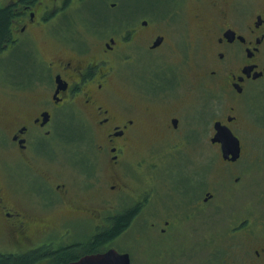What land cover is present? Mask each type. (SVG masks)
<instances>
[{
  "label": "flooded vegetation",
  "instance_id": "obj_1",
  "mask_svg": "<svg viewBox=\"0 0 264 264\" xmlns=\"http://www.w3.org/2000/svg\"><path fill=\"white\" fill-rule=\"evenodd\" d=\"M83 1L0 0L11 11V41L0 50V58L13 56L18 62L23 57L26 66L30 63L21 68L24 76L19 82L8 83V89L14 90L9 93V105L14 114L8 136L0 139V144L4 143L2 147L9 150L15 165L11 177L13 182L9 185L2 178L0 182L1 219L8 223L7 230L13 242H18L20 235L32 241V245L36 244L23 253L40 255L48 251L52 254L75 249L83 244L77 242L64 245L63 234L51 240L48 232L59 231L56 226L60 222L55 227L50 226L48 220L42 217L46 215L43 212L33 214L29 210L16 208H115L107 210L101 224L94 225L92 235L111 229L117 217L130 214L127 227L101 250L84 253L77 256V259L109 249L117 251L115 240L133 228L130 236L134 235L137 240L146 238L157 249L164 245L166 254L161 253V264H199L202 261L209 264H264V220L259 221L261 226L257 229L259 222L256 224L252 216L245 214L251 213L250 210H244V214L237 215L235 220L221 228H208L204 225L207 219L215 218L221 212L217 205L219 199L214 192L222 191L224 198L220 199L221 202L233 199L236 193H243L238 186L246 180L247 174L235 169L234 165L245 158L246 147L255 145L253 136L264 133V115L258 123L249 119L251 132L246 133L240 129L241 112L251 116L249 109L242 110V107H247L253 96L264 95V0H161L160 3L166 9L164 13L124 22V27L112 36L106 32L100 40H104L107 35L110 37L103 43V48L94 54L87 45L79 46V41L73 39L71 42L75 46H67L54 55L49 54L50 48L41 50L31 44L36 37L41 36L51 42L47 38L48 34L62 35L63 31L57 29L58 23L66 15L75 13ZM71 15L67 17L70 24L71 18L74 21V15ZM188 21L195 31L198 50L204 51V65L197 67V84L205 91L211 90L229 98L226 111L219 118L211 119L205 146L208 145L214 151L212 156L208 154L199 163L188 161L190 165H198L192 173H185L179 167L187 161L171 162L176 163L180 172L187 174L192 184L200 183L202 187L198 192V200L195 198L196 193H190V196L187 192L175 190L169 182L150 187L149 184H154L153 179H150L152 175L148 178L146 176L154 174L157 160L161 158L150 160L141 157L134 162L129 160L128 152L137 134L147 132L144 129V111L129 103L125 97L117 99L112 85V76L117 71L137 97L152 96L156 104L163 105L165 111L158 109L151 116L157 122L152 131L158 134L160 141L176 142L175 149H180L177 146L186 142L198 143L204 127L207 129L208 126L204 124L197 128L196 124H188L187 112L194 103L186 107L183 104L172 105L180 96L187 76L191 75V61L195 62L199 58L191 54L192 46L186 36ZM98 31L93 29L92 33L97 34ZM176 51L180 54L178 59L171 60ZM146 52L152 54L144 63L149 64L148 68L153 67V70L144 75L140 69L130 67ZM48 54L52 59L46 61ZM119 62L120 68L117 66ZM140 81L148 85L147 93L141 88ZM199 101L202 102L195 104L196 108L199 105V110L202 109L203 104L205 106L202 110H205L206 99ZM187 129H190V134ZM225 132L230 133L233 141L225 139ZM193 133L195 139L190 138ZM64 142L71 144L80 157L73 164L67 163L71 168H77L74 174L79 175L85 185V195L78 194V199L75 198L74 185L67 181H70V174L45 170V167L54 169L52 160L58 157L61 151L59 148ZM235 142L238 154H234ZM83 146H86L87 151L81 150ZM162 148L168 150L162 154H167L171 145L164 144ZM163 156L165 159L162 162L170 163L167 156ZM214 159L220 165L219 179L214 183L219 186L208 188L203 181ZM44 160L52 162L45 163ZM203 164L208 167L206 171L201 169ZM15 168L25 171L17 172ZM143 170L148 172L146 176H142ZM61 175L66 177L65 181ZM129 175L138 181L135 195H140L130 204L127 203L129 193L124 190L127 185L123 181ZM29 177L39 183V190L28 189L26 179ZM88 187L93 190L102 188L108 192L109 197L101 199L97 196L94 199L92 194H86ZM161 194L170 196L171 200L172 196H177L178 199L171 201L173 204L182 199L185 201V206H180L185 212L184 220L181 221L179 215L176 218L173 211L169 212L171 208L158 210L167 206L159 203L158 195ZM194 198L196 203H192ZM214 200L213 205H209ZM149 203L150 206L145 208ZM6 208L13 210L8 212ZM225 230L228 238L224 241ZM257 230L262 237L255 240ZM178 233L182 237L176 239L178 241L170 249L174 250L172 253L167 250L169 238ZM228 240L232 245L244 244L240 254L231 251L232 256H224L227 251H224L223 246L229 244ZM118 253L127 254L131 264L129 252ZM47 260L44 258L39 262L46 264Z\"/></svg>",
  "mask_w": 264,
  "mask_h": 264
},
{
  "label": "rangeland",
  "instance_id": "obj_2",
  "mask_svg": "<svg viewBox=\"0 0 264 264\" xmlns=\"http://www.w3.org/2000/svg\"><path fill=\"white\" fill-rule=\"evenodd\" d=\"M160 2L161 0H84L77 8L75 13L73 12L69 15H66V18L61 19V21L58 23L57 29L63 31L62 35H60V33L48 34L47 38H49L51 42L46 41L41 36L36 37V39L31 42V44L40 47L41 50L50 48L49 54L54 55L57 54L59 50H63L67 46H75V44L71 42V40L73 39L79 41V43L76 42L78 45L80 44L79 46L87 45L89 51L94 54L103 48V43L110 37V35H107L104 40H100L102 38V35H106V32H108L112 36L114 35L113 33L115 31H118L124 27V25L122 24L124 22H128L130 20L135 21L145 15H151L153 17L156 13H164L166 11L165 5ZM111 5H113V7H111ZM71 14L74 15V21L73 18H71L73 24L68 23L69 21L66 20L67 17H69ZM93 29L99 30L98 33L93 34ZM186 36L189 44L192 46L191 54H193L194 57L199 56V58L197 61L195 60V62L191 61V75L187 76L183 88L180 92V96L177 97L172 105L174 104L176 106V104H183L185 105L184 107H186V105L194 103V106L191 107L187 112L188 124H196L197 128L203 126L204 124H207L206 126H208L207 129H205L204 127L200 139L197 141L198 143L191 142L188 144L186 142L187 145L184 143L177 146L180 147V149H175L174 143L176 142L173 141L172 143L170 140H165L164 142L160 141V137H157L158 134L152 131L157 122L153 121L151 119V116H154V113H157L158 109H162L163 111H165L166 109L163 107V105L156 104V101L152 98V96H145L144 98L137 97L136 94L133 93L134 91L127 87V82L122 81L121 76H119L120 73L117 71L115 75L112 76V85L115 92L117 93L115 94L117 99L125 97L128 99L129 103L144 111V129L147 130V132H141L137 134L136 140L133 142V144L131 145L132 148L128 152L129 160L134 162L135 159L137 160L141 157L150 160L161 158L157 160L158 164L155 167L154 174L151 173L146 176V173L148 172L146 170L142 171V176H146L148 178L150 175H152L150 179H153L154 184H149L150 187H153L154 185L160 186V184H163V182H169L170 186L175 190L187 192L190 196H192L190 193H196L197 197L195 198H197L198 200L200 199V193L198 192L202 186L198 182L192 184L190 178L187 176V174H184L183 171L185 173H192L194 172L193 170L197 168L198 165H190L188 161H198L199 163L201 160L208 157V154L212 156V153L214 151L209 148L208 145L205 146V140L207 139V136L209 137L210 125L212 124L211 119L212 117L213 119L219 118L222 115L223 111H226V108L229 104V98L211 90L205 91L203 90V88H201V85L197 84V67L204 65V62L202 60V53L204 51H201L200 49L198 50V44L195 43V31L191 26L190 21H188L187 24ZM56 47L57 50H55ZM49 54L46 56V61L52 59ZM151 54L152 53L146 52L142 55V58H138V61H135L130 68L140 69L141 74L144 75L149 70H153V67L152 69L148 68L149 64H145L147 62V59L150 58ZM179 55V51H176L174 57L171 56V60L178 59ZM201 60L202 63H200ZM118 64L117 66H119L120 68L121 63L119 62ZM29 65L30 63L27 64V66ZM24 66L27 67L25 61L23 60V57H21L18 62L13 59V56L0 58V139L8 136L9 124L14 114L9 105V101L11 100V96L9 95V93L14 90H12V88L8 89V83L14 84L15 82H19V79L24 76V72L21 73V68ZM140 84L144 92L147 93V91H149L148 85L146 83L145 85H143L141 81ZM200 99H206L205 110H202L205 106L203 104L202 109L200 110L199 105L197 106V108L195 106V104L202 102L199 101ZM246 108H248L249 112H251V116L248 117V113L241 112L242 119H240V129L241 131L248 133L252 131L251 124H249L251 123L249 119L254 123H258L264 115V95L260 94L253 96V98L248 101L247 107L243 106L242 110H245ZM183 133L186 134L185 131ZM187 133H191L190 129H187ZM190 138L195 139V133L191 134ZM253 138L255 140V147H246L245 158L234 165L235 169L243 171L245 174H247L246 180L241 184V186H238L239 190H241L243 193L234 192L236 193V195H234L233 199H227L221 202L220 199L224 198V194H221L222 191H217V193L214 192V194L217 195L216 198L219 199L217 205H219V210L221 212L218 213L219 215H215V218L207 219L204 224L206 227L221 228L223 225L226 226L227 222L229 223L230 221L235 220L237 215L240 216L241 214H244L243 212L246 209L247 211L250 210L251 213L247 212L245 214H249L250 217L252 216L256 221V224L259 221L264 220V133L255 134ZM199 142L201 144H199ZM66 143L67 142H64V145L59 148L61 149V151L59 150V153L57 154L59 158L56 157V159L54 158V160H52L54 169L51 167H45V170L52 173L53 171H55L61 174H70V181H67L74 185V192L76 193L75 198L78 199V194L85 195V185L83 184L82 178L79 175L74 174L75 172H77V170H75L77 168L73 169L71 168V166H68L67 163L73 164L80 157L75 153L76 149L72 148L71 144ZM164 144L171 145V148L169 149V152L167 154H162L164 151H168L162 148ZM2 145H4V143L0 144V182L2 178L10 185V182H13L11 180V177L13 175L15 165L13 162L14 160L11 158L9 150L3 148ZM81 150L87 151L86 146H83V149ZM163 155L167 156L166 159L167 161H170V163H166V161L162 162L163 159H165ZM174 160H180L182 162L187 161V163L179 165V167L183 170L182 172L177 169L176 163H171ZM52 161L44 160L45 163H50ZM214 161L212 160V162L214 163L209 166L207 178L203 181V184L205 186H209L208 188H211L213 185H215L214 183L217 179H219L218 175H220V165L217 159H214ZM48 165L49 164H47V166ZM55 166H57V168ZM201 169L202 171H206L208 167L206 164H203ZM15 170L17 172L25 171V169L20 168H15ZM132 172L133 171H130V173ZM62 178L64 181L66 180V177L62 176ZM26 181L28 189L32 191H37L40 189L39 183H37L34 179L29 177L28 179H26ZM123 181L126 182V185L128 187L124 188V190L128 191L129 193L127 203L130 204L133 202L134 198H136L137 196L140 197V195H135V187L139 186V183L138 181H135V177H133L132 175L126 176ZM95 183H97V181H95ZM20 185L21 184H19V186ZM218 186L215 185V188H217ZM88 188L89 189L86 190V194H92L94 199L97 196L101 199H106L109 197L108 192L102 188L95 190L90 187ZM158 196L159 203L167 204L165 208H158V210L163 211L167 208V210H170L169 208H171L169 212L173 211V213H176V218L177 215H179L181 221L184 220L185 212L183 211L184 209L180 207L185 206V201L183 199L182 201L173 204L171 201H174L176 198L178 199L177 196H172V200L170 199V196L166 197V194H161ZM195 198L193 199L192 203H196ZM149 202H151V200ZM170 202L171 204H173L172 207H170ZM214 202L215 200L212 203L210 202L209 205H213ZM149 206L150 203L145 208H148ZM16 209H20L21 211L29 210L33 214L36 212H43L46 215L42 217L48 220L47 224L50 226L54 225L55 227L57 223L60 222L61 224L59 226H56L59 227L60 232L58 230H54L48 232V236H51L50 239L54 240L56 239L55 236L63 234L64 245H69L77 242L86 243L88 241V237L94 232V225L101 224V221H103L106 213H108L107 210H114L115 208H79L78 210H75V208H73V210L71 208ZM209 209L211 208H208V210ZM7 210L8 212H11L13 208H6L5 211ZM74 210L77 212H74ZM212 217H214V215H212ZM6 224L8 223L2 221L0 214V253H23L32 245V241H28L26 240V238H22L20 235H18V242H13L10 232L7 230L8 226ZM256 226L258 229V227L261 226L260 222ZM130 231L133 232V228L129 229V232L127 231L126 234L121 235L115 240L114 246L116 250L118 252H129L131 264H161L163 259V254L161 253H164V245L163 247L157 249L154 244L150 243V241L146 238L143 240H137L134 235L130 236ZM226 233L227 230L223 231L224 241L228 238ZM45 235H47V233ZM179 235L180 233L173 234V236L169 238L170 245L168 246L167 250L171 252L174 251L170 249H172L173 245L178 241L176 239H180L182 237ZM259 237L262 236L260 235V233H258L257 230L256 234L254 235V239L256 240ZM229 241L230 240H228V243ZM225 244L227 243L225 242ZM34 245L36 244H33L32 246ZM243 245L244 244L241 243H239L238 245H232L231 243H229L227 245L233 246L234 248H228L224 245V251H227L224 256H232L231 251L240 254L241 249H243ZM245 245L248 248L251 247V245L249 244ZM242 252L245 251L243 250ZM164 254H166V251ZM198 257L204 259L203 256ZM37 264L42 263L39 262ZM46 264L51 263L47 262ZM199 264L209 263H205L204 261H202Z\"/></svg>",
  "mask_w": 264,
  "mask_h": 264
},
{
  "label": "trees",
  "instance_id": "obj_3",
  "mask_svg": "<svg viewBox=\"0 0 264 264\" xmlns=\"http://www.w3.org/2000/svg\"><path fill=\"white\" fill-rule=\"evenodd\" d=\"M3 5V3H0V50L5 48V45H8L11 41V33L9 29L11 11ZM71 24H73V21H71ZM129 218L130 214H126L124 217H117L114 220L111 229L103 230L95 235H90L86 243L83 242L82 245L75 249H67L61 252H54L52 254H49L48 251L46 254L42 255L39 253H0V264H37L39 263L40 259L44 258L48 259L46 263L65 264L68 261L77 259V256H81L84 253L101 250V248L106 246L113 237L118 235L123 229L127 227Z\"/></svg>",
  "mask_w": 264,
  "mask_h": 264
},
{
  "label": "water",
  "instance_id": "obj_4",
  "mask_svg": "<svg viewBox=\"0 0 264 264\" xmlns=\"http://www.w3.org/2000/svg\"><path fill=\"white\" fill-rule=\"evenodd\" d=\"M225 139L229 141H233V137H231L229 132H225ZM235 148L234 154H238V148L236 142L234 143ZM225 150V147H224ZM67 264H130L129 256L125 253L120 254L114 249H109L102 253L89 254L80 257L79 259L69 262Z\"/></svg>",
  "mask_w": 264,
  "mask_h": 264
}]
</instances>
